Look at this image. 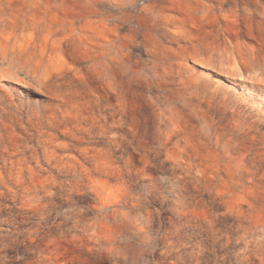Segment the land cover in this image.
Listing matches in <instances>:
<instances>
[{"label":"rangeland","instance_id":"1","mask_svg":"<svg viewBox=\"0 0 264 264\" xmlns=\"http://www.w3.org/2000/svg\"><path fill=\"white\" fill-rule=\"evenodd\" d=\"M0 264H264V0H0Z\"/></svg>","mask_w":264,"mask_h":264}]
</instances>
